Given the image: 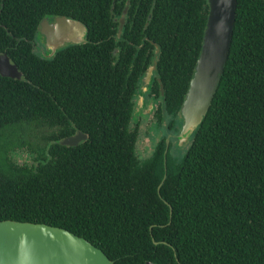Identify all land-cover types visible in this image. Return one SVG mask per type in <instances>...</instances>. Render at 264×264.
<instances>
[{
  "label": "trees",
  "instance_id": "1",
  "mask_svg": "<svg viewBox=\"0 0 264 264\" xmlns=\"http://www.w3.org/2000/svg\"><path fill=\"white\" fill-rule=\"evenodd\" d=\"M127 4L0 0V54L24 73L0 75V220L67 228L115 264H264V0H238L211 107L179 160L170 142L167 170L209 3L129 0L119 36ZM62 15L85 23L87 40L45 57L40 24ZM155 61L148 91L167 129L141 162L131 124ZM29 126L51 129L44 143L28 139ZM79 130L86 140L61 143ZM23 148L35 152L29 163L12 157Z\"/></svg>",
  "mask_w": 264,
  "mask_h": 264
},
{
  "label": "water",
  "instance_id": "2",
  "mask_svg": "<svg viewBox=\"0 0 264 264\" xmlns=\"http://www.w3.org/2000/svg\"><path fill=\"white\" fill-rule=\"evenodd\" d=\"M208 3L209 14L201 52L180 111L184 121L177 134L180 145L190 140L208 114L232 46L238 0H208ZM128 8L129 0L121 17L119 36ZM40 32L49 50L42 55L52 57L68 43L86 41L88 28L82 21L62 15L53 20L43 19ZM156 62L144 76L142 92L137 94L141 100H144L145 92L152 83ZM0 75L19 80L24 77L22 70L7 52L0 54ZM161 92L164 94L163 85ZM171 136L169 134L167 137L165 165ZM87 138L88 135L79 130L76 135L66 137L61 143L76 146ZM0 264H115V261L89 239L67 228L45 222L6 219L0 220ZM147 264L157 263L148 260Z\"/></svg>",
  "mask_w": 264,
  "mask_h": 264
},
{
  "label": "rangeland",
  "instance_id": "3",
  "mask_svg": "<svg viewBox=\"0 0 264 264\" xmlns=\"http://www.w3.org/2000/svg\"><path fill=\"white\" fill-rule=\"evenodd\" d=\"M43 37V36H42ZM37 50L41 53H48V48L45 43L44 37L40 39V44L38 45ZM140 94V93H139ZM147 100H149V97L146 96ZM136 102V108L134 112V118L132 120V128L138 126L139 128V136H138V142H137V154L139 157V160L143 162L144 160L148 159L152 153L154 152L156 146L158 143L161 142L162 138L166 135V127H167V121L164 123H161L156 115L157 107L160 105V99L156 101V108H154L153 111H145L144 108H146L147 103L145 105L144 100H141L140 95H138L137 98H135ZM144 103V104H143ZM145 112H142V111ZM181 119H177V125H179V128L181 129L182 126H180ZM51 131L49 127H43V126H29L26 127L24 134L28 137V139L35 143H44L45 141L42 140V137H44L46 134H48ZM179 133V132H178ZM178 133H176L174 136L172 134L170 138V142H172V153L178 160L183 156V154L186 152L190 145V141L184 142L183 144H179L178 137L176 136ZM45 146V145H43ZM36 148V146H34ZM35 152L33 150H30L28 148H23L16 150L12 153V157L14 160L21 162V163H29L32 161L33 156Z\"/></svg>",
  "mask_w": 264,
  "mask_h": 264
},
{
  "label": "flooded vegetation",
  "instance_id": "4",
  "mask_svg": "<svg viewBox=\"0 0 264 264\" xmlns=\"http://www.w3.org/2000/svg\"><path fill=\"white\" fill-rule=\"evenodd\" d=\"M50 20H53V19H50ZM44 37V36H43ZM44 39H45V37H44ZM146 75V74H145ZM143 79H144V77H143ZM143 79H142V82H141V84H140V89L138 90V93H140V92H142V87H143V84H144V81H143ZM137 97H138V95H136ZM146 96H148L149 97V100H147L146 98ZM159 98H157L154 94H152L151 93V91H148L147 93H145V98H144V103H145V105H146V103H147V107L146 108H144V110L145 111H148V110H150V111H153L154 110V108H156L157 106H156V101L158 100ZM143 103V104H144ZM135 108H136V102H135V107H134V112H135ZM142 111V112H145V111ZM177 136V135H176Z\"/></svg>",
  "mask_w": 264,
  "mask_h": 264
}]
</instances>
